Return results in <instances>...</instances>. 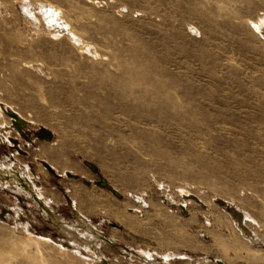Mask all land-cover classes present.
Masks as SVG:
<instances>
[{
  "label": "rangeland",
  "instance_id": "obj_1",
  "mask_svg": "<svg viewBox=\"0 0 264 264\" xmlns=\"http://www.w3.org/2000/svg\"><path fill=\"white\" fill-rule=\"evenodd\" d=\"M0 105V264H264V0H0Z\"/></svg>",
  "mask_w": 264,
  "mask_h": 264
},
{
  "label": "bare ground",
  "instance_id": "obj_2",
  "mask_svg": "<svg viewBox=\"0 0 264 264\" xmlns=\"http://www.w3.org/2000/svg\"><path fill=\"white\" fill-rule=\"evenodd\" d=\"M50 15H48V21L49 22H53L55 23V16L53 17V13L49 10ZM50 16V17H49ZM62 20V19H61ZM60 20V21H61ZM57 22V21H56ZM58 24L60 26H65L64 23H55ZM17 31V30H16ZM15 31V32H16ZM74 33V32H73ZM13 34V33H12ZM16 34V33H15ZM18 34V33H17ZM76 34V33H75ZM14 36V34H13ZM73 34L70 33V35H68L69 39L73 41ZM17 37V36H16ZM18 37L19 34H18ZM21 38V37H20ZM67 38V36H66ZM75 38V37H74ZM0 116H2L0 118V122L3 125V127H5V138L8 135V131H9V124H11L12 128L20 131L22 130L23 126L25 125V121L22 119L21 115L14 109L10 108V109H6L5 107L0 105ZM6 118V119H4ZM5 120H7V124H5ZM49 135L47 133H44L41 137L47 138ZM0 141H2V137L0 136ZM89 162V161H88ZM89 168V167H88ZM90 169V168H89ZM91 170V169H90ZM92 172H97L98 169L96 168V166L93 164V170H91ZM21 167L19 164H16L15 162H11L10 164H2L0 165V179L3 180V178L6 179V183L8 182L9 184H12L13 186H16L18 188L24 187L27 188V190H33L34 189V182L32 179H30L27 176H21ZM28 175V174H27ZM32 176V175H31ZM103 177V176H102ZM99 178L97 182H99ZM104 178V177H103ZM105 179V178H104ZM105 182L109 185V183L107 182V180L105 179ZM5 184V182H2L1 185ZM36 186V184H35ZM100 186V185H99ZM113 190L114 189L111 185H109ZM103 187V186H101ZM11 188V187H10ZM105 188V187H103ZM16 189V188H15ZM35 190V189H34ZM117 191V190H116ZM118 192V191H117ZM28 193V192H27ZM112 193V192H111ZM113 194V193H112ZM188 194V193H186ZM114 195V194H113ZM189 197L187 199L192 200V194H188ZM30 197H31V193H30ZM37 197V196H36ZM35 197V199H36ZM195 197V196H194ZM40 201V199H39ZM217 203L220 205V207L223 209V211L225 212V214L229 217L231 223L235 226V228L237 229L238 233L245 239L249 240V241H257L256 237L253 234V231L248 227V224L246 223L245 220V212L242 211L241 209H239L237 206H235L233 203H231L230 201H227L225 199H217ZM216 204V203H215ZM43 209H45L49 214L50 217L52 218L53 221L56 222V224L58 225L59 229L64 232L67 236H69L71 239L73 240H77L80 243H84L88 246L93 247L94 249H98L96 247V245L94 246L93 243H95L93 241V238H97L98 234L85 222H83L81 219H78L76 223V225L78 226H84L86 227V231L88 232V234H90L92 236V239L90 240H86L81 234L78 233L76 226H67L64 222H63V217H61L60 214L56 213L51 207L48 209L47 206H45L44 204H41ZM49 205V204H48ZM41 207V206H40ZM12 209L9 206L6 205H1L0 206V219L3 221V219H6V215L8 213H11ZM46 212V213H47ZM45 213V214H46ZM47 213V214H48ZM50 219V218H49ZM76 220V219H75ZM52 221V222H53ZM65 221V220H64ZM66 222V221H65ZM82 226V227H83ZM94 228V227H93ZM79 229V228H78ZM85 229V228H84ZM100 234V233H99ZM105 238V237H104ZM260 242V241H259ZM258 242V243H259ZM142 258L144 259V261L148 264L151 262H155L154 257L151 254H146V255H141ZM159 260V259H157ZM210 260V259H209ZM218 264H225L223 261L221 260H217L216 261ZM162 264V263H161Z\"/></svg>",
  "mask_w": 264,
  "mask_h": 264
},
{
  "label": "water",
  "instance_id": "obj_3",
  "mask_svg": "<svg viewBox=\"0 0 264 264\" xmlns=\"http://www.w3.org/2000/svg\"><path fill=\"white\" fill-rule=\"evenodd\" d=\"M84 164L89 167L91 170H93V164L88 162V161H84ZM95 173H98V171ZM99 182H97V185H100V186H103L105 188H107L108 190H110L115 196H120V194L116 191V190H113L106 182H105V179L99 175Z\"/></svg>",
  "mask_w": 264,
  "mask_h": 264
}]
</instances>
